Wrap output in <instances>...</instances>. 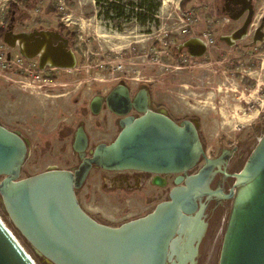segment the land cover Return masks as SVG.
Instances as JSON below:
<instances>
[{"label":"rangeland","instance_id":"374dc122","mask_svg":"<svg viewBox=\"0 0 264 264\" xmlns=\"http://www.w3.org/2000/svg\"><path fill=\"white\" fill-rule=\"evenodd\" d=\"M181 1L43 0L14 25L15 32L59 31L71 40L77 58L74 68L48 71L55 76L51 85L21 81L0 67V121L28 141L22 177L49 168H78L81 158L73 141L81 124L90 137L87 152L112 142L121 130L119 117L105 107L94 114L90 104L121 83L148 87L153 108L174 120L197 121L208 151L239 145L245 163L264 134V35L256 38L255 33L264 29V0H254L249 35L234 43L224 39L238 23L228 25L218 11L219 0H194L186 10ZM8 2L0 0V19ZM49 6L56 10L49 12ZM190 38L206 43L204 54L181 47ZM140 175L94 167L78 190L81 205L110 226L148 214L167 198L170 185L139 187ZM0 218L36 264H54L41 255L40 262L34 258L11 226L1 199ZM221 242L219 237L217 249L206 250L201 264H219Z\"/></svg>","mask_w":264,"mask_h":264},{"label":"water","instance_id":"95a60500","mask_svg":"<svg viewBox=\"0 0 264 264\" xmlns=\"http://www.w3.org/2000/svg\"><path fill=\"white\" fill-rule=\"evenodd\" d=\"M14 19L4 42L39 66L74 68L76 54L70 40L59 31H14ZM250 21L233 35L240 39ZM184 42L191 52L204 54L202 45ZM144 90L134 98L121 83L107 96L97 95L90 104L98 114L102 103L117 115L121 130L110 142L98 143L90 154L88 134L81 124L74 149L81 163L74 170L49 168L22 177L28 141L0 121V199L11 222L35 251L54 264H197V249L205 231L204 210L215 196L232 198L219 264H264V134L248 156L229 194L212 190L215 171L225 166L233 152L210 160L204 153L198 123L177 122L165 110H153ZM135 108L139 116L129 113ZM206 166L188 175L201 158ZM178 174L168 200L148 214L120 226L96 220L81 205L78 190L94 168ZM184 173V175L182 174ZM230 174V173H229ZM184 181L185 184H181ZM0 264H36L0 218Z\"/></svg>","mask_w":264,"mask_h":264},{"label":"flooded vegetation","instance_id":"af4514ba","mask_svg":"<svg viewBox=\"0 0 264 264\" xmlns=\"http://www.w3.org/2000/svg\"><path fill=\"white\" fill-rule=\"evenodd\" d=\"M219 1H220V7H218V11L223 12L225 14L224 18L228 21L227 22L228 25L230 22L238 23V25L235 26L234 29H232L231 33L229 35H226V38H230L236 31L243 28L247 21H250V23L248 24L246 28L245 34L249 35V27L252 24V20L255 14L254 0H219ZM256 32H257L256 38H261V36L264 35L263 27L257 28L255 30V33ZM226 38L224 40L226 42H229ZM240 39H237V40H240ZM189 42L196 44V45H202L206 48V43L202 39L193 38ZM256 42H258V39L256 40ZM128 88L130 90V95L132 98H134L141 90H144L145 93H147L146 95L149 98L150 106H151L150 108L155 110L153 108V98H152L151 90L148 87L142 86L139 88H130V87ZM108 94H106L105 96H107ZM104 107L107 108L109 112H111L112 114H116L107 106L106 101H103L102 103V110L104 109ZM129 114L134 115V116H139L140 112H138L135 108H133ZM117 116L119 117L118 122L120 124V120L122 116H119V115ZM182 121H177V122L180 123ZM258 127L259 126H257V128ZM198 129H199V126H198ZM199 134H200L202 145L204 147V153L206 154V157L209 158L210 160L219 158L223 154L222 150H230L233 152V155L229 157L227 164L225 166L226 171L229 172L230 174L215 171L212 176V190H219L221 192L229 194L232 188L234 187V184L236 181V177L234 176V174L239 172L245 164L244 163L242 165V162L245 156L244 150L239 145L233 144L232 146H229V147H222L221 145H219L218 151H213V152L208 151L206 146L203 143V138H202L203 134L201 133L200 130H199ZM88 138H89V144H90L89 135H88ZM73 148H74V145H73ZM75 152H77V154H80V152L76 150ZM86 154H90V152H87ZM206 164H207L206 158L204 157L201 158L198 164L194 168L188 171V175L198 174L200 170L206 166ZM141 172H142V175H140V178H139L140 179V182L138 184L139 187H142L144 185H149V186L159 187L160 189H165L167 188L168 185H170L167 198L162 201L168 200L170 198L171 190L177 186L176 178L178 174H174V173L162 174L160 175V178H157L156 175L151 172H146V171H141ZM182 174L184 175V173ZM181 184H185L184 181H182ZM159 203H157V205ZM231 207H232V198L222 197L220 198V202L217 205L215 196H211L210 201L204 210V222L206 223V227H205V231L201 237V240H200V243L197 249V264H201V259L206 253V250L209 249V247H210V250H209L210 253L213 249L214 250L215 248L217 249L218 244H219V237H222V242H223L224 233H225ZM222 242H221V248H222Z\"/></svg>","mask_w":264,"mask_h":264},{"label":"built area","instance_id":"2783aa9c","mask_svg":"<svg viewBox=\"0 0 264 264\" xmlns=\"http://www.w3.org/2000/svg\"><path fill=\"white\" fill-rule=\"evenodd\" d=\"M4 26L5 20L2 18L0 19V30ZM0 67L5 71L13 72L19 76L21 81L38 82L40 86L51 85L53 77L48 74V71L55 69L53 67L41 68L35 58L23 55L18 48L12 47L4 41H0ZM249 110H251L250 107Z\"/></svg>","mask_w":264,"mask_h":264},{"label":"trees","instance_id":"16d2710c","mask_svg":"<svg viewBox=\"0 0 264 264\" xmlns=\"http://www.w3.org/2000/svg\"><path fill=\"white\" fill-rule=\"evenodd\" d=\"M42 1L43 0H9L4 10L5 26L0 30V41H4L5 33L8 30V26L12 23L13 19V23L15 25L21 19L30 17L31 12H33ZM193 1L194 0H182L181 8L186 10L187 6ZM54 10H56L54 7L49 6V12H54ZM60 27L63 31L67 29L63 24H61ZM67 35H71L72 38L75 37V34H72L71 32H68ZM244 81L248 82L249 85H252L254 83V81L248 77H245ZM10 224L18 234L19 238L22 239L26 247H28L30 251L33 252L32 255L34 256V258L38 259V262H40L39 254L34 251L27 239L21 235V233L14 227V225L12 223Z\"/></svg>","mask_w":264,"mask_h":264},{"label":"bare ground","instance_id":"6f19581e","mask_svg":"<svg viewBox=\"0 0 264 264\" xmlns=\"http://www.w3.org/2000/svg\"><path fill=\"white\" fill-rule=\"evenodd\" d=\"M229 42H231V43H234L236 40H237V38H235V36L234 35H232L230 38H226ZM181 47H183V45L181 46Z\"/></svg>","mask_w":264,"mask_h":264}]
</instances>
